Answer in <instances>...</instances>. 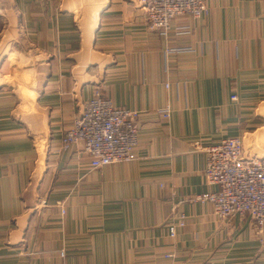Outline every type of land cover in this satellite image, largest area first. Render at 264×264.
<instances>
[{
    "label": "crops",
    "instance_id": "obj_1",
    "mask_svg": "<svg viewBox=\"0 0 264 264\" xmlns=\"http://www.w3.org/2000/svg\"><path fill=\"white\" fill-rule=\"evenodd\" d=\"M205 2L156 32L136 0H0V264H264L194 199L203 148L263 126L264 0ZM97 87L140 118L136 158L92 169L63 139Z\"/></svg>",
    "mask_w": 264,
    "mask_h": 264
},
{
    "label": "built area",
    "instance_id": "obj_2",
    "mask_svg": "<svg viewBox=\"0 0 264 264\" xmlns=\"http://www.w3.org/2000/svg\"><path fill=\"white\" fill-rule=\"evenodd\" d=\"M138 8L147 17L151 31H167L175 18H201L207 11L205 0H136ZM97 87L94 97L85 109L74 117L65 131L63 147L78 144L90 156L92 169L110 164L130 162L136 158L138 120L140 112L114 106ZM231 100L238 101L234 95ZM169 115L168 112L165 114ZM198 148H203L199 143ZM203 150L207 161L205 180L217 189L195 196L196 201L210 202L214 214L230 220L235 216L247 217L256 235L264 234V155L249 151L244 136L223 138ZM185 225L180 215L168 224L171 237ZM63 256V252L61 253Z\"/></svg>",
    "mask_w": 264,
    "mask_h": 264
},
{
    "label": "rangeland",
    "instance_id": "obj_3",
    "mask_svg": "<svg viewBox=\"0 0 264 264\" xmlns=\"http://www.w3.org/2000/svg\"><path fill=\"white\" fill-rule=\"evenodd\" d=\"M245 147L249 151L256 150L261 155L264 154V123L255 135L247 136L245 139Z\"/></svg>",
    "mask_w": 264,
    "mask_h": 264
}]
</instances>
